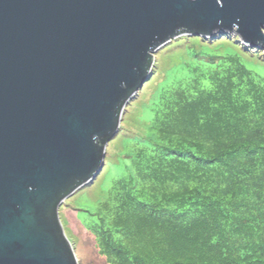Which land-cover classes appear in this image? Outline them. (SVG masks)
I'll list each match as a JSON object with an SVG mask.
<instances>
[{
  "label": "water",
  "instance_id": "95a60500",
  "mask_svg": "<svg viewBox=\"0 0 264 264\" xmlns=\"http://www.w3.org/2000/svg\"><path fill=\"white\" fill-rule=\"evenodd\" d=\"M215 34L264 50V0H0V264H78L62 203L105 168L154 55Z\"/></svg>",
  "mask_w": 264,
  "mask_h": 264
},
{
  "label": "trees",
  "instance_id": "16d2710c",
  "mask_svg": "<svg viewBox=\"0 0 264 264\" xmlns=\"http://www.w3.org/2000/svg\"><path fill=\"white\" fill-rule=\"evenodd\" d=\"M237 49L187 47L183 79L159 90L91 214L108 264H264V79L248 64L264 65Z\"/></svg>",
  "mask_w": 264,
  "mask_h": 264
},
{
  "label": "rangeland",
  "instance_id": "374dc122",
  "mask_svg": "<svg viewBox=\"0 0 264 264\" xmlns=\"http://www.w3.org/2000/svg\"><path fill=\"white\" fill-rule=\"evenodd\" d=\"M222 42L226 43L222 45L220 44ZM218 46L225 49L214 51V48ZM187 47L222 56L238 48L237 52L243 58L264 65V50L246 46L232 34H215L210 38L183 36L154 55V65L149 73L148 81L125 108L119 132L107 147L105 168L94 181L67 198L60 207V220L66 237L75 250L78 264H108L99 254L92 228V220L95 222L99 220L91 214L97 212L98 205L106 192L129 169L130 161L124 159V151L129 149L133 140L144 141L146 129L153 121L154 112L151 106L159 98V90L173 86L174 83L183 79L186 73V67L183 64L193 60L187 55ZM248 67L264 79V67L254 64H248Z\"/></svg>",
  "mask_w": 264,
  "mask_h": 264
}]
</instances>
